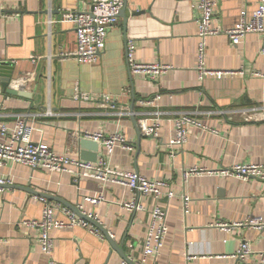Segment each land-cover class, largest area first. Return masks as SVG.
I'll use <instances>...</instances> for the list:
<instances>
[{"label":"crops","instance_id":"obj_1","mask_svg":"<svg viewBox=\"0 0 264 264\" xmlns=\"http://www.w3.org/2000/svg\"><path fill=\"white\" fill-rule=\"evenodd\" d=\"M90 1L0 0V68L7 63L13 79L21 77L25 90L33 94L31 99L8 94L0 77V124L11 128L25 115L35 127V143L81 160L80 140L86 133L123 134L133 151L118 147L108 157L99 145L93 163L106 156L113 169L168 181L176 195L169 204L165 247L149 264H239L233 255L244 241L253 250L250 264H256L264 252V231L245 226L225 230L217 224L235 226L250 218L264 223V182L213 175L185 181L183 171L264 164V78L256 75L264 74V37L248 35L238 46L225 35L209 38L206 66L233 74L201 80L197 0H126L99 61L83 65L71 57L78 49L77 38L64 14L88 11ZM217 1L215 24L230 29L242 11L252 13L262 0ZM130 41L136 44L138 62L172 68L155 81L132 75L126 56ZM76 86L95 97L108 95L124 114L99 102L75 100ZM157 96L161 99L154 107L142 104ZM252 109L262 113L259 121L241 122L227 115ZM156 113H161V136H142L138 119ZM181 113L192 114L216 133L191 128L188 142L172 151L169 144L176 133L172 119ZM93 155L84 153L86 158ZM9 179L12 188H0V264H123L106 238L81 227L52 231L54 253L45 255L39 230L23 225L42 217L43 205L33 193L62 199L77 210L82 205L87 214H96L117 245L139 262L153 199L137 198L146 211L130 212L121 205L135 198L127 189L85 178L76 183L68 175L12 162L0 167V180ZM100 193L106 202L93 206L85 201ZM184 196L190 198L188 211ZM56 217L65 219L60 212Z\"/></svg>","mask_w":264,"mask_h":264},{"label":"built area","instance_id":"obj_2","mask_svg":"<svg viewBox=\"0 0 264 264\" xmlns=\"http://www.w3.org/2000/svg\"><path fill=\"white\" fill-rule=\"evenodd\" d=\"M125 1L126 0H91L90 9L88 11L66 12L64 14V20L72 23L75 27L78 49L71 57L76 62L83 65H92L99 61L102 53L106 49L110 30L119 22ZM217 2V0H197L195 3V8L200 15L197 71L201 80L209 76L222 78L225 75L233 74L229 71H213L208 69L206 66V57L207 40L209 38L225 35L231 40L233 45L238 46L248 35L259 34L264 37V0L260 2L256 10L252 13L242 11L240 21L235 27L230 29H223L215 24ZM135 53L136 44L130 41L127 46L126 56L132 75H147L155 81L163 73L172 68L169 65L140 63L136 60ZM261 55L264 56V44ZM256 75L264 78L263 73H258ZM74 99L85 102H99L103 107L116 111L118 115L124 114L117 103L108 95L95 97L89 93L82 92L79 86L75 87ZM160 99L161 96L146 99L142 101V104L146 107H154ZM160 114L161 113H156L155 116H144L138 119V128L142 136L155 139L161 136L162 118ZM260 114L262 113H260L258 109L227 113L231 120L235 119L241 122L259 121ZM172 121L176 129L175 137L169 144V148L172 151H174L175 148L183 147L188 142L191 128H199L204 131L216 133L203 125L199 119L190 113H181L172 119ZM34 132V125L29 123L25 115L19 116L14 126L11 128L0 124V135L2 137V141H0L1 168L5 167L8 162H12L27 166L33 170H43L52 174L68 175L76 183H79L81 179L85 178L122 187L135 196L132 201L121 204L125 210L130 212L146 211V207L142 205L137 198L146 197L153 199L155 204L149 212L150 218L142 245V254L137 264H149L151 258L157 259L160 257L169 234V204L176 197L168 181H151L135 172L113 169L108 165L106 156L99 159L96 163H93L73 157L70 154L58 155L48 145L35 143L33 141ZM84 139L99 143L106 151L108 157H111L118 147L133 151V146L129 145L126 137L119 133L109 136L103 133H86ZM203 175L231 177L243 181L258 179L264 182V164H237L216 171L195 166L183 171V179L185 181H188L192 177ZM0 185H13V181L10 179L0 180ZM34 199L40 201L43 205L42 217L41 219L24 221L23 225L39 230L40 234L38 241L45 255L52 256L54 253L55 240L51 235L54 230L81 227L89 230L92 234L102 239L105 238L98 228L77 216L64 205L52 203L44 197L34 196ZM85 201L93 206H98L106 202V198L104 194L100 193L96 196L85 197ZM163 201L166 202V205L162 204ZM183 201L184 208L188 211L190 198L184 196ZM78 210L88 218L100 223L99 217L96 214H87L83 210L82 205H78ZM57 212L62 213L65 219H58L56 217ZM237 226L254 227L257 230L264 231V223L260 218H250L245 223L235 224V226L223 222L217 224V228L225 230ZM2 242L3 240L0 239V244ZM252 254L253 250L251 249L250 243L244 241L239 245L233 258H235L239 264H250L249 260ZM258 256L259 260L256 264H264V252L259 253ZM128 259L134 262L132 257L128 256ZM123 264L130 263L123 261Z\"/></svg>","mask_w":264,"mask_h":264},{"label":"water","instance_id":"obj_3","mask_svg":"<svg viewBox=\"0 0 264 264\" xmlns=\"http://www.w3.org/2000/svg\"><path fill=\"white\" fill-rule=\"evenodd\" d=\"M7 66H8L7 63H5V64H2V66L0 68V77L2 78V82H3L4 87L7 88V93L11 94V95H19L21 97L31 99L33 97V94L32 93H28V91L25 90V88L23 86L24 84L22 82V78L20 77V78H17V79H13V72ZM263 118H264V116H263ZM80 147H81V150H82V156H83L82 158L84 160L91 161V162H95L96 161L97 154H98V151H99V144L97 142L92 141V140L82 139V140H80ZM86 150L93 152L94 155L90 156V157H87V158L84 157V153L86 152ZM9 187L12 188V185H5V186H1L0 185V188H3V189L4 188H9ZM33 194L35 196H38V197H44V198H46L48 200L57 201V202L61 203L62 205H64L65 207H67L68 209H70L73 213H75L80 218H82V219L88 221L89 223H91L93 226L98 228L103 233V235L111 243V245L115 249V251L120 253V255H121V257L123 258L124 261H127L130 264H136V263H134V262H132V261H130L128 259V256L123 251L122 246L117 245V243L113 240V237L103 227V225H101L100 223L94 221L93 219H90L87 216L83 215L75 207L67 204L62 199L53 198V197L51 198V197H49L47 195H41V194H36V193H33Z\"/></svg>","mask_w":264,"mask_h":264}]
</instances>
